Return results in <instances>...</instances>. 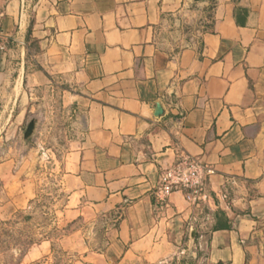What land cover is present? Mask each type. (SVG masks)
<instances>
[{
	"label": "crops",
	"instance_id": "crops-1",
	"mask_svg": "<svg viewBox=\"0 0 264 264\" xmlns=\"http://www.w3.org/2000/svg\"><path fill=\"white\" fill-rule=\"evenodd\" d=\"M0 13V141L26 124L29 89L66 84L61 217L83 226L58 240L62 251L81 264L200 253L264 264V0H0ZM179 152L213 173L199 206L175 192L161 207L154 191ZM5 155L12 188L21 172L0 144ZM217 219L230 228L213 231ZM52 248L43 240L23 260Z\"/></svg>",
	"mask_w": 264,
	"mask_h": 264
},
{
	"label": "rangeland",
	"instance_id": "rangeland-1",
	"mask_svg": "<svg viewBox=\"0 0 264 264\" xmlns=\"http://www.w3.org/2000/svg\"><path fill=\"white\" fill-rule=\"evenodd\" d=\"M35 51L32 43V52ZM65 87L61 79H56L53 83L29 89L26 124L21 127V132L15 133V127L12 128L0 141L8 149L9 160L13 161L18 173L21 172L16 175L19 181L12 188L0 179V264L84 262L82 255L66 253L58 243L60 238L83 226L81 223L67 225L61 217L65 193L57 178V168L73 122L72 111L63 101L62 88ZM32 120L36 121V129L26 140L24 133ZM7 157L0 158V162L8 160ZM43 240L52 241V253L38 261L25 262L26 252ZM203 257L200 253L196 258L187 257L189 263L180 259L171 264H206L201 261Z\"/></svg>",
	"mask_w": 264,
	"mask_h": 264
},
{
	"label": "built area",
	"instance_id": "built-area-1",
	"mask_svg": "<svg viewBox=\"0 0 264 264\" xmlns=\"http://www.w3.org/2000/svg\"><path fill=\"white\" fill-rule=\"evenodd\" d=\"M2 18L0 13V51H6L10 40L2 28ZM212 173L213 170L198 158L179 152L174 165L162 173L154 195L165 208L175 192H182L192 205L199 206L205 197L207 177Z\"/></svg>",
	"mask_w": 264,
	"mask_h": 264
},
{
	"label": "water",
	"instance_id": "water-1",
	"mask_svg": "<svg viewBox=\"0 0 264 264\" xmlns=\"http://www.w3.org/2000/svg\"><path fill=\"white\" fill-rule=\"evenodd\" d=\"M155 112H156L155 114H156L157 117H159V116L162 115L163 109H162L161 104H157ZM35 129H36V121L35 120H32V121H30V123L27 126V129H26V131L24 133V138L26 140H28L29 138H31L32 135L35 132ZM195 234L196 233L193 231V233H192V238L193 239L195 238Z\"/></svg>",
	"mask_w": 264,
	"mask_h": 264
},
{
	"label": "trees",
	"instance_id": "trees-1",
	"mask_svg": "<svg viewBox=\"0 0 264 264\" xmlns=\"http://www.w3.org/2000/svg\"><path fill=\"white\" fill-rule=\"evenodd\" d=\"M222 215V213L220 212V213H218V215ZM228 224H224L222 221H220V220H216V224L213 226V228H212V230L213 231H218V230H223V229H225L226 227L227 228H230V226H227Z\"/></svg>",
	"mask_w": 264,
	"mask_h": 264
}]
</instances>
